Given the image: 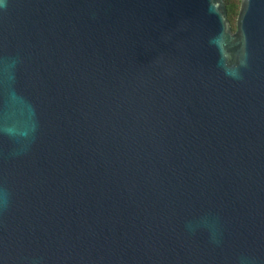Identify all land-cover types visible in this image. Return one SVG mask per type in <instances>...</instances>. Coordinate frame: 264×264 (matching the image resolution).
Wrapping results in <instances>:
<instances>
[{
	"label": "water",
	"instance_id": "1",
	"mask_svg": "<svg viewBox=\"0 0 264 264\" xmlns=\"http://www.w3.org/2000/svg\"><path fill=\"white\" fill-rule=\"evenodd\" d=\"M0 264H264V0H0Z\"/></svg>",
	"mask_w": 264,
	"mask_h": 264
},
{
	"label": "trees",
	"instance_id": "2",
	"mask_svg": "<svg viewBox=\"0 0 264 264\" xmlns=\"http://www.w3.org/2000/svg\"><path fill=\"white\" fill-rule=\"evenodd\" d=\"M228 8V18L231 21L233 29L236 28V19L239 12L240 0H225Z\"/></svg>",
	"mask_w": 264,
	"mask_h": 264
}]
</instances>
